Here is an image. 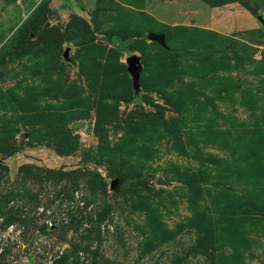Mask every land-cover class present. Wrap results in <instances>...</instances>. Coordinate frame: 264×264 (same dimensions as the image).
<instances>
[{
    "label": "rangeland",
    "instance_id": "obj_1",
    "mask_svg": "<svg viewBox=\"0 0 264 264\" xmlns=\"http://www.w3.org/2000/svg\"><path fill=\"white\" fill-rule=\"evenodd\" d=\"M0 264H264V0H0Z\"/></svg>",
    "mask_w": 264,
    "mask_h": 264
},
{
    "label": "water",
    "instance_id": "obj_2",
    "mask_svg": "<svg viewBox=\"0 0 264 264\" xmlns=\"http://www.w3.org/2000/svg\"><path fill=\"white\" fill-rule=\"evenodd\" d=\"M148 39H152V40H157V41H159V40L162 39V37H161V36H158V35L149 34V35H148ZM128 62H129V65H130V70H131L134 74H136L137 71H138V66H137V60H136V58H135V57H130V58L128 59Z\"/></svg>",
    "mask_w": 264,
    "mask_h": 264
},
{
    "label": "trees",
    "instance_id": "obj_3",
    "mask_svg": "<svg viewBox=\"0 0 264 264\" xmlns=\"http://www.w3.org/2000/svg\"><path fill=\"white\" fill-rule=\"evenodd\" d=\"M215 4L217 5L218 3L216 2Z\"/></svg>",
    "mask_w": 264,
    "mask_h": 264
}]
</instances>
